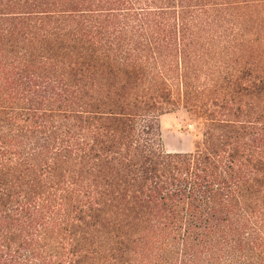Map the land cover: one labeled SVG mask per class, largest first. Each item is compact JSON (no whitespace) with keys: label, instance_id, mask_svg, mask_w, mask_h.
I'll return each mask as SVG.
<instances>
[{"label":"trees","instance_id":"trees-1","mask_svg":"<svg viewBox=\"0 0 264 264\" xmlns=\"http://www.w3.org/2000/svg\"><path fill=\"white\" fill-rule=\"evenodd\" d=\"M0 264H264V0H0Z\"/></svg>","mask_w":264,"mask_h":264},{"label":"rangeland","instance_id":"rangeland-1","mask_svg":"<svg viewBox=\"0 0 264 264\" xmlns=\"http://www.w3.org/2000/svg\"><path fill=\"white\" fill-rule=\"evenodd\" d=\"M162 146L167 152H191L197 145L194 127L188 116L179 111L160 118Z\"/></svg>","mask_w":264,"mask_h":264}]
</instances>
